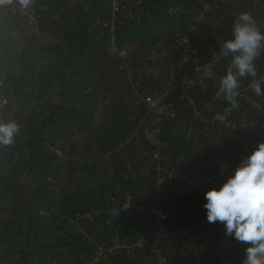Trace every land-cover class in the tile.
<instances>
[{
    "label": "trees",
    "instance_id": "trees-1",
    "mask_svg": "<svg viewBox=\"0 0 264 264\" xmlns=\"http://www.w3.org/2000/svg\"><path fill=\"white\" fill-rule=\"evenodd\" d=\"M245 12L264 31V0H0V120L20 126L0 144V264H156L154 222L138 208L159 196L180 234L169 264H242L249 245L207 221L213 186L188 181L219 187L264 143V95L251 88L264 91V49L232 108L216 95L232 54L187 86L180 39L201 59L222 53ZM154 94L176 112L159 127L144 101ZM156 153L174 178L160 181Z\"/></svg>",
    "mask_w": 264,
    "mask_h": 264
},
{
    "label": "clouds",
    "instance_id": "clouds-1",
    "mask_svg": "<svg viewBox=\"0 0 264 264\" xmlns=\"http://www.w3.org/2000/svg\"><path fill=\"white\" fill-rule=\"evenodd\" d=\"M232 35V39L221 45L222 55L232 54V61L220 81V89L216 95L221 97L223 94V99L235 108L236 96L239 95V78L245 75L256 76L254 61L264 49V31H261L257 20L245 12L235 21ZM187 59L185 56V62ZM251 88L257 96L264 95L261 83L253 82ZM215 119L223 120L224 117L218 113ZM19 132L20 126L15 121L0 120V144H12ZM147 138L151 140L152 135L147 134ZM204 198L207 221L221 223L227 237L249 245L245 249L242 264H264V143H260L244 158L234 173L219 187L206 191ZM129 206L125 205L117 211Z\"/></svg>",
    "mask_w": 264,
    "mask_h": 264
},
{
    "label": "built area",
    "instance_id": "built-area-1",
    "mask_svg": "<svg viewBox=\"0 0 264 264\" xmlns=\"http://www.w3.org/2000/svg\"><path fill=\"white\" fill-rule=\"evenodd\" d=\"M180 40L186 52L194 61L193 73L184 81L185 84L187 86H190L193 85L195 81L202 85L208 83L214 76L213 66L216 64V62H218V60L222 56V53L211 51L210 54H205L201 59L198 48L193 45L188 35H183ZM144 101L146 102L149 110L153 114L157 115L158 127L160 125L162 115H169L170 118L176 117V112L163 102L162 95H147L144 97ZM223 117V120L225 121V116ZM227 124L230 125V123ZM158 130L159 128L156 130V133L158 132ZM153 140L155 143H159V138L157 135L153 137ZM163 158L164 157H161L159 153H156L154 156V160L157 162L158 169L160 171V173L158 174L159 179L161 182H166L169 179L174 178L176 176V173L163 166V163H165V160ZM213 179L214 178L212 177L192 178L188 182L189 184H191V186L204 182L209 186L212 185L213 187H215L214 185L216 181H214ZM138 210L147 212L148 216L153 219V249L158 254L156 264H169L166 253L177 250V241L180 234L175 233L168 225V214L166 213L165 204L162 197L159 196L151 202H148L144 205H139ZM145 241V238H140L136 241V243L133 244V246L140 247L144 244ZM118 247L119 243L117 242L115 246H106V248H100V252L95 258V262L99 261L101 257L108 256V252L111 253ZM223 264H232V260L229 258H225Z\"/></svg>",
    "mask_w": 264,
    "mask_h": 264
}]
</instances>
